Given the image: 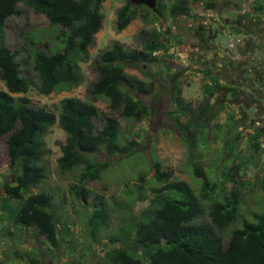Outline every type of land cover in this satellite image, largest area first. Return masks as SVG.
Instances as JSON below:
<instances>
[{"label": "rangeland", "instance_id": "374dc122", "mask_svg": "<svg viewBox=\"0 0 264 264\" xmlns=\"http://www.w3.org/2000/svg\"><path fill=\"white\" fill-rule=\"evenodd\" d=\"M169 1L175 0H160L159 7L164 13L170 10L169 5L172 4ZM128 2L131 3L130 0L103 2L102 28L89 47L88 55L78 63L84 75L83 81L76 87L49 95L39 91L40 76L34 68L35 53L37 50L49 52L57 49L61 28L51 24L45 14L36 12L23 2L18 4L21 13L10 16L7 21L6 43L12 50L18 51L21 73L30 81L27 93H13L14 96H28L33 104L45 106L57 114L60 102L65 97L74 96L91 101L100 110L99 117L95 119L97 130L102 128L107 116L114 115L120 121L121 143L126 144L134 139L138 145L132 155L110 154L105 149L92 154L94 159L109 161L110 165L99 180L88 182L87 187L91 192L88 208L85 209L83 198L78 199L75 192L78 188L73 187L74 184L78 186V177L83 168L68 172L60 170L58 158L62 155L61 145L66 139V132L59 122L48 129L44 137L51 151L42 161L48 175L32 188L31 193L45 191L54 196L59 237L65 241L62 242V248L56 250L36 229H20L5 217L7 209L2 208L4 186L6 182L15 183L16 176L11 170L7 153L8 135L3 136L0 140V264H30L27 259L16 254L21 256L33 251L41 259V264L108 262L107 253L123 244L112 242L110 237L117 234L124 223L121 221L124 217L121 209L113 206L124 201L132 207L133 216L141 215L150 203L153 188L160 187L154 178L155 160L171 172L172 178L186 180L197 193L203 190L205 178L217 181L219 185L211 192V199L204 202L208 212L210 204L224 201L232 188L237 187L242 197L239 202L240 215L236 224H233L235 228L245 219L252 221L255 213H264V112L257 109L255 115L253 107L256 103L254 99L260 100L259 108L263 109L264 106V57L261 51L254 48L248 62H239L237 56L240 49L235 44L238 38L232 37L229 31L220 33L215 40L222 48L207 49L194 35L197 28L193 24L183 26L185 20L180 23L181 27L177 26V29L183 30L179 32L182 36H171L167 29L174 22L178 25V20H171L167 14L168 20H163V15L145 6L139 9L138 16L124 30L117 31V11ZM145 12L148 13L147 20L143 15ZM255 21L257 26L260 21ZM208 26L211 28L205 29L206 35L212 29L215 30L217 23L215 21ZM143 29L159 30L162 39H168L171 48L155 53L159 58L158 63L127 67L130 74L152 85L151 93L140 92L138 88L131 89L132 95L149 107V113L136 120L112 109L106 97L93 98L91 90L98 75L95 61L99 53L114 41L121 42L126 48L142 47L140 34ZM249 30L245 33L249 34ZM175 44L178 48L172 47ZM191 44H195L199 52L203 50L205 53H201L206 58L198 59L196 56L199 53L196 51L193 54ZM254 44L259 47L257 43ZM215 50L217 54L213 56ZM245 72H249L248 78L241 75ZM175 84L185 103L177 101ZM0 88L6 89L1 78ZM206 101L212 104L209 111H204ZM184 104H188L191 109L185 110ZM191 113L196 122L188 130L186 122ZM205 115L208 117L205 118ZM261 119L262 123L258 126ZM255 142L258 147L253 145ZM195 166L202 167V177L194 175ZM142 175H145L148 182L140 181ZM71 188L75 191L72 192ZM96 194L105 196L110 207L108 226L99 230L97 238L92 233L93 227L89 225L90 216L87 213L94 209ZM228 238L225 236L224 241Z\"/></svg>", "mask_w": 264, "mask_h": 264}, {"label": "trees", "instance_id": "16d2710c", "mask_svg": "<svg viewBox=\"0 0 264 264\" xmlns=\"http://www.w3.org/2000/svg\"><path fill=\"white\" fill-rule=\"evenodd\" d=\"M104 1L0 0V78L6 87L0 88V140L8 135L7 153L16 176L15 183L6 182L4 186L2 208L6 207L5 217L10 223L20 229H36L56 250H60L65 241L59 237L54 196L45 191L31 193L32 188L48 175L47 167L42 165L44 157L51 151L44 137L48 129L59 122L66 132L61 145L62 155L58 158L60 170L68 172L83 168L78 186L73 185L78 190L71 188V191L76 192L78 199L83 198L85 209L91 192L88 182L99 180L110 165L109 161L94 159L92 154L105 149L110 154L132 155L138 144L134 139L121 143L120 121L114 115L107 116L102 128L97 130L95 119L99 117L100 110L91 101L65 97L57 114L45 106L33 104L28 96H14L13 93H27L30 81L21 73L18 51L6 43L5 28L10 16L21 13L18 8L20 2L45 14L51 24L59 26V47L49 52L37 50L34 68L40 76L39 91L42 94L68 90L80 85L84 79L78 63L88 55L89 47L102 28L104 14L101 7ZM160 5L158 0L159 13L165 18ZM143 6L151 9L144 4L133 5L130 2L120 7L117 31L124 30ZM169 6L174 13L175 7ZM256 10H264V0H258ZM143 15L147 20L148 13ZM167 31L171 34L174 29L168 27ZM160 33L157 29H143L140 48H126L121 42L114 41L103 49L95 61L98 75L92 85L91 96L106 97L110 107L127 118H144L149 107L136 99L131 89L151 93L152 85L130 74L127 67L159 62L155 53L171 48L168 39H162ZM172 47L178 48V45ZM176 87L177 84L174 85L177 101L185 103ZM210 93L214 94V91L210 90ZM205 104L204 111L212 109L209 101ZM183 106L185 110L191 109L188 104ZM194 122L191 113L186 129L189 130ZM253 145L258 147L257 142ZM153 166L154 178L160 187L153 188L154 194L141 215L133 216L132 207L124 201L113 206L121 209L124 215L121 221L124 223L117 234L110 237L112 242L123 244L107 253L108 262L105 264H264V213H255L252 221L245 219L235 228L233 224L239 218L242 197L237 187L232 188L224 201L210 204L208 212L204 202L211 199V192L219 185L217 181L205 178L203 190L197 193L186 180L172 178L171 172L166 171L160 161L155 160ZM193 173L199 177L204 175L200 166H195ZM140 181L146 183L148 179L142 175ZM93 207L87 212L90 216L88 222L97 238L99 230L108 226L110 207L101 194L95 195ZM225 236H229L227 241H224ZM16 255L24 257L30 264H41L34 251Z\"/></svg>", "mask_w": 264, "mask_h": 264}, {"label": "flooded vegetation", "instance_id": "af4514ba", "mask_svg": "<svg viewBox=\"0 0 264 264\" xmlns=\"http://www.w3.org/2000/svg\"><path fill=\"white\" fill-rule=\"evenodd\" d=\"M160 1V0H159ZM258 0H252L250 2V7L253 8L254 7V12H255V8H256V4H257ZM226 3L225 0L221 1L218 3L216 2V5L213 6V3H209V5L213 6L215 10H213L211 13H207V10L205 8H202L204 10L202 11H196L194 10V15L188 16V17H182L180 15V11L182 10L181 8L179 9H174V13L171 10H168V14H170L169 16H171V18L173 20H178V25H175V22L173 23V25L169 26L172 27L174 29V32H171V36H182V34H180L179 32H183V30H180L178 27H181L180 23L182 22V20H185L183 26L187 27V25H194L197 29L194 30V35L196 36L198 41H201L204 43V46L207 47V49H220L222 48V46L218 43L215 42V40L217 39L218 35L222 32H227L228 30L226 29V27H232V28H236L241 26V28L245 29V30H249L252 29V27H256L258 29H260V31H263L264 29V24L259 22L257 23V26H255L256 21L255 20H251L248 15L245 14H238L235 15L233 17H231L230 15L227 14H222L223 12V7L222 5ZM155 12H159V11H155ZM177 12V14H175ZM207 14L209 16H207ZM250 14V13H249ZM175 15H177L176 17H174ZM247 16V17H246ZM164 20V18H163ZM207 20V21H205ZM217 23V26H215V30H211V33L209 32L208 35H206V28H211V26L209 27L208 25H211V23L215 22ZM197 24V25H196ZM207 24V25H206ZM215 24V23H214ZM255 43H257L259 45V47H257V45L255 44V46L251 47V50H249L248 52L250 54H252V51L254 48L261 50V54L264 57V41L263 38L262 40H260V36L255 37ZM176 42V40L174 41ZM260 43V44H259ZM262 43V44H261ZM191 47L193 49V54L199 53V55H197L196 57L198 59L203 58L205 59L206 57L204 56L205 53L203 50L201 52H199L198 47H196L195 44H191ZM180 50H182L181 47H179ZM217 54V51L215 50L213 53V56ZM211 56V57H213ZM250 59V58H248ZM240 62V61H239ZM209 66V65H208ZM220 70H217V72H219ZM264 92V91H263ZM254 101L256 102L255 105H253V107L255 108V115H257L258 110L260 109L262 112H264V106L263 109L259 108V99H254ZM262 123V120L258 121V126ZM259 128V127H258Z\"/></svg>", "mask_w": 264, "mask_h": 264}, {"label": "crops", "instance_id": "0c3cea01", "mask_svg": "<svg viewBox=\"0 0 264 264\" xmlns=\"http://www.w3.org/2000/svg\"><path fill=\"white\" fill-rule=\"evenodd\" d=\"M223 1V0H221ZM226 3L222 5L223 12L222 14L230 15L231 17L238 15V14H245L248 15V17L251 20H259L261 23L264 24V11H255L254 7H250V2L252 0H225ZM175 9L181 8L180 15L184 17H188L191 15H194V10L196 11H202L205 8L207 10V13H211L214 7L216 5V2H220V0H175L174 2L169 1ZM209 3H213V6L209 5ZM167 4V3H166ZM250 13V14H249ZM165 14L169 15L168 12H165ZM177 14V12L175 13ZM175 15L174 17H176ZM207 16H209L207 14ZM247 17V16H246ZM171 18V17H170ZM173 18V17H172ZM171 18V20H173ZM167 19L168 18H164ZM226 29L229 31L231 36H235L237 39L236 46L240 49V54L238 57V61L245 63L248 62V58H251L252 54H250L248 51L251 50V47L255 44V37L260 36V40L264 41V29L263 31H260V29L256 27H252L251 30H249V34L245 33V29L241 28V26L232 28V27H226ZM251 36L253 38H251ZM261 51V50H260ZM248 52V53H246ZM245 78H248L249 72H245L243 74ZM262 120V119H261Z\"/></svg>", "mask_w": 264, "mask_h": 264}, {"label": "water", "instance_id": "95a60500", "mask_svg": "<svg viewBox=\"0 0 264 264\" xmlns=\"http://www.w3.org/2000/svg\"><path fill=\"white\" fill-rule=\"evenodd\" d=\"M134 5H141L144 4L149 8L158 11V0H130Z\"/></svg>", "mask_w": 264, "mask_h": 264}, {"label": "clouds", "instance_id": "9594fccd", "mask_svg": "<svg viewBox=\"0 0 264 264\" xmlns=\"http://www.w3.org/2000/svg\"><path fill=\"white\" fill-rule=\"evenodd\" d=\"M255 11H257L256 8H255ZM224 32H225V31H224Z\"/></svg>", "mask_w": 264, "mask_h": 264}]
</instances>
